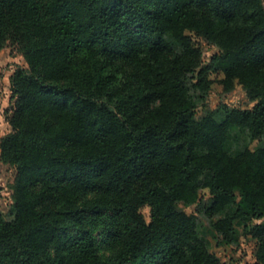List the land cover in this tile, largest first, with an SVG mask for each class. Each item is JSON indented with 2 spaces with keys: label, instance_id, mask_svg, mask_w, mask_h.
Here are the masks:
<instances>
[{
  "label": "trees",
  "instance_id": "1",
  "mask_svg": "<svg viewBox=\"0 0 264 264\" xmlns=\"http://www.w3.org/2000/svg\"><path fill=\"white\" fill-rule=\"evenodd\" d=\"M8 43L28 66L0 144L15 168L0 264H224L190 205L222 213L227 243L264 218V0H0ZM214 83L253 106L197 117ZM232 125L257 142L237 157ZM245 230L264 264V222Z\"/></svg>",
  "mask_w": 264,
  "mask_h": 264
},
{
  "label": "rangeland",
  "instance_id": "2",
  "mask_svg": "<svg viewBox=\"0 0 264 264\" xmlns=\"http://www.w3.org/2000/svg\"><path fill=\"white\" fill-rule=\"evenodd\" d=\"M166 39L173 47L180 51L181 45L174 39L171 33L165 35ZM200 43L203 49V61L205 64L211 63L214 55L219 53L218 48L208 40L200 38ZM27 67L28 63L23 53L13 43H8L0 51V144L2 139L12 131L8 117L12 111V86L11 76L19 67ZM246 91L237 86L229 93H222L221 86L214 83L211 91L206 95L204 103L196 109L197 117L204 116L211 111L214 118L221 122L225 119V109L230 108H247L252 107ZM256 141L251 143V134L246 127L238 125L230 126L227 139L224 143L225 150L233 157L240 155L250 144L251 147L256 145ZM264 146V139L261 142ZM15 176V168L1 160L0 148V211L5 219L11 220L10 206L12 203L11 182ZM208 201V194H207ZM209 204L190 205L188 210H194L198 217L197 229L199 234L206 240L209 249L214 252L224 264H255L257 240L246 232L245 226L253 227L264 222V218L249 221L243 217L234 221V241L227 243L222 234L216 229L215 223L222 217L220 211H208ZM178 206L183 208V203ZM145 213L149 215L148 209Z\"/></svg>",
  "mask_w": 264,
  "mask_h": 264
}]
</instances>
